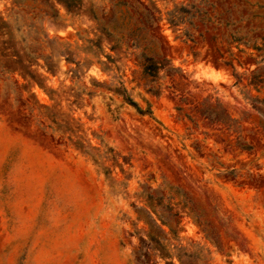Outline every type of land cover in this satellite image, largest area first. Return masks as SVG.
I'll use <instances>...</instances> for the list:
<instances>
[{"label":"rangeland","instance_id":"1","mask_svg":"<svg viewBox=\"0 0 264 264\" xmlns=\"http://www.w3.org/2000/svg\"><path fill=\"white\" fill-rule=\"evenodd\" d=\"M0 264H264V0H0Z\"/></svg>","mask_w":264,"mask_h":264},{"label":"trees","instance_id":"2","mask_svg":"<svg viewBox=\"0 0 264 264\" xmlns=\"http://www.w3.org/2000/svg\"><path fill=\"white\" fill-rule=\"evenodd\" d=\"M134 106H137V104L136 103H132Z\"/></svg>","mask_w":264,"mask_h":264}]
</instances>
